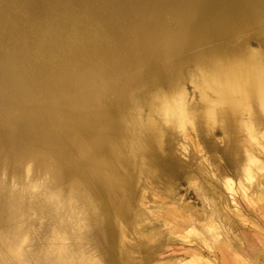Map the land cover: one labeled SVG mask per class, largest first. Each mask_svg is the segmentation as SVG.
<instances>
[{
	"label": "rangeland",
	"instance_id": "1",
	"mask_svg": "<svg viewBox=\"0 0 264 264\" xmlns=\"http://www.w3.org/2000/svg\"><path fill=\"white\" fill-rule=\"evenodd\" d=\"M247 50L264 0H0V264H264V112L200 74Z\"/></svg>",
	"mask_w": 264,
	"mask_h": 264
},
{
	"label": "bare ground",
	"instance_id": "2",
	"mask_svg": "<svg viewBox=\"0 0 264 264\" xmlns=\"http://www.w3.org/2000/svg\"><path fill=\"white\" fill-rule=\"evenodd\" d=\"M215 56L217 58L213 56V59L209 58L206 59V62L203 61L204 64L200 61L202 62L200 63V74L204 83L215 94V103L224 105L221 109V120L225 121L226 124V121L233 122L235 120L234 126L239 122L237 127L242 124L245 130H248L251 114L249 117L246 116V121L242 118L240 121L238 117L230 115L229 112L238 110L239 106H243L250 113L254 104L264 112V54L260 50H247L244 53L238 51L233 55H227V57L221 54L220 57ZM207 105L205 110L207 118H213L215 108ZM185 108L186 106L181 98H178L171 103L168 101L163 102L159 110L165 119L181 123L185 119ZM130 127L136 131L142 129V126L137 129L136 123L132 121Z\"/></svg>",
	"mask_w": 264,
	"mask_h": 264
}]
</instances>
